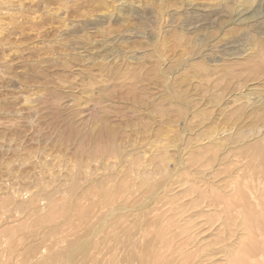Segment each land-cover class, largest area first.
Listing matches in <instances>:
<instances>
[{"label":"rangeland","instance_id":"obj_1","mask_svg":"<svg viewBox=\"0 0 264 264\" xmlns=\"http://www.w3.org/2000/svg\"><path fill=\"white\" fill-rule=\"evenodd\" d=\"M1 1L0 195L84 214L80 243L118 221L120 257L143 234L161 264H233V188H264V0Z\"/></svg>","mask_w":264,"mask_h":264},{"label":"bare ground","instance_id":"obj_2","mask_svg":"<svg viewBox=\"0 0 264 264\" xmlns=\"http://www.w3.org/2000/svg\"><path fill=\"white\" fill-rule=\"evenodd\" d=\"M0 2L2 1L0 0ZM251 174L253 175V172ZM261 188L258 190L256 184L253 183L252 180L243 186H240L238 183L236 187L233 188V194H235L236 198H238V202H241V208L244 206L242 211L244 212L245 219L243 220L246 222L245 224L249 229V237L247 238V241L241 242V245L237 249L233 259V264H264V239L262 240V247L260 245V241L258 240V237L260 236L258 234L255 235L254 232L256 224L251 222L258 219L260 215H256V212L254 211L255 209L246 207L243 203L246 201V190H249L251 194L255 193V196L252 197L254 199H256V196L264 198V188ZM25 194H27V196H25ZM42 195L43 194H40L37 191L32 192L18 189L6 192L4 195H0V264H123L125 262L128 264H161L159 261L160 257L157 259L152 257L151 249L147 250V253L145 254L146 251H144V247L146 244L144 246V244H141L140 241L141 235L143 234H138L139 238H137L135 235L133 238V240L135 237L137 238V241L135 242L132 240L128 241V245L132 244L130 245L132 248L129 250L128 255L123 256L122 254L120 257L117 254V244H119L120 241L122 242V240L116 238L117 229H112V227L118 228V226L116 227V225H118L117 223H119L118 221L112 220L114 221L115 227L109 225L111 229L108 227V229L106 228L108 231L110 229V233H112V230L113 234H110L105 230L107 233L105 234L104 231V233L101 235V239H97L96 237V240H89L90 237L93 238V236H90L88 240V237L86 240L84 238L85 241L80 243L77 240L78 237L81 236L79 233L84 228L81 224V220L85 222V220L82 218L84 214L81 218L79 216L78 219H76V217L72 218V215L69 216L64 214V212L66 213L67 211L66 209L58 208L56 199L49 198L47 200ZM42 201L43 203H41ZM258 201L255 204L256 206L260 205V202L258 203ZM261 201V203L264 204V199ZM259 209L263 210L264 207L260 206ZM3 210H7L8 213L11 211H16L19 213V216L16 217L14 221L9 220L10 215L8 216L7 214L4 217L1 216ZM94 212L96 211H93V213ZM237 214L239 215L240 211H238ZM125 217L126 216H123V218ZM97 220H94V224H96ZM120 220L122 219H119V221ZM62 225H67L69 227L63 228ZM261 225H264V216L261 218L259 227H261ZM85 227L88 228V226ZM151 229H153L152 235H155V228ZM127 230L131 231L130 228ZM141 230H143V228L140 229V232ZM86 233L87 235L85 236H89L90 233ZM97 235L99 236V234ZM129 235L131 236V234ZM70 236L75 238L71 241H68L67 237ZM122 236H125V234ZM122 236L120 235V237ZM162 236H164V234ZM125 241L123 242L124 244L126 243ZM91 245L92 247H89ZM123 253L126 252L124 251ZM257 254H262V259L253 263L250 262V258L256 256ZM164 261L166 262L165 259Z\"/></svg>","mask_w":264,"mask_h":264}]
</instances>
